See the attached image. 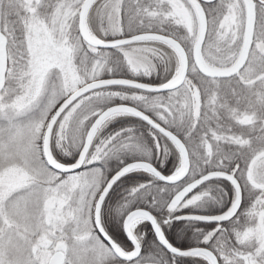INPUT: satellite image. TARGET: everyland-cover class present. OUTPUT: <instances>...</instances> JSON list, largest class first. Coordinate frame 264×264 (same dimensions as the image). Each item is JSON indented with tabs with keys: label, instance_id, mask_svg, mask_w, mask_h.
Returning <instances> with one entry per match:
<instances>
[{
	"label": "snow or ice",
	"instance_id": "1",
	"mask_svg": "<svg viewBox=\"0 0 264 264\" xmlns=\"http://www.w3.org/2000/svg\"><path fill=\"white\" fill-rule=\"evenodd\" d=\"M0 264H264V0H0Z\"/></svg>",
	"mask_w": 264,
	"mask_h": 264
}]
</instances>
